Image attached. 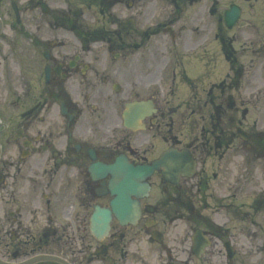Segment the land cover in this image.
<instances>
[{
	"label": "flooded vegetation",
	"instance_id": "1",
	"mask_svg": "<svg viewBox=\"0 0 264 264\" xmlns=\"http://www.w3.org/2000/svg\"><path fill=\"white\" fill-rule=\"evenodd\" d=\"M40 254L264 264V0H0V259Z\"/></svg>",
	"mask_w": 264,
	"mask_h": 264
},
{
	"label": "water",
	"instance_id": "2",
	"mask_svg": "<svg viewBox=\"0 0 264 264\" xmlns=\"http://www.w3.org/2000/svg\"><path fill=\"white\" fill-rule=\"evenodd\" d=\"M114 207L116 208L115 204H114ZM107 219H104L103 221H99V220H96V223L97 224H100V226H102V229H105L107 228ZM49 259H56L54 257H49V256H40V257H37V258H34L33 260L29 261L28 263H33V262H37V261H41V260H49ZM2 263V262H0Z\"/></svg>",
	"mask_w": 264,
	"mask_h": 264
}]
</instances>
